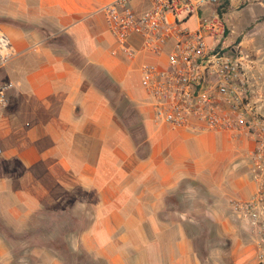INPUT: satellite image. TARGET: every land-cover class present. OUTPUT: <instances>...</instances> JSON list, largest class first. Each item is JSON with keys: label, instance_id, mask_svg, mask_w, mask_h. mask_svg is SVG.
<instances>
[{"label": "crops", "instance_id": "0c3cea01", "mask_svg": "<svg viewBox=\"0 0 264 264\" xmlns=\"http://www.w3.org/2000/svg\"><path fill=\"white\" fill-rule=\"evenodd\" d=\"M113 1L0 0L15 50L0 63L12 83L0 111V216L13 233L0 229L1 254L45 246L24 236L56 207L68 245L105 264H264V201L256 222L234 208L264 178L255 137L158 122L140 85L153 58L114 53L102 11ZM223 17L264 115V0H229Z\"/></svg>", "mask_w": 264, "mask_h": 264}, {"label": "built area", "instance_id": "2783aa9c", "mask_svg": "<svg viewBox=\"0 0 264 264\" xmlns=\"http://www.w3.org/2000/svg\"><path fill=\"white\" fill-rule=\"evenodd\" d=\"M134 0H114L102 11L117 49L133 59L143 52L153 60L140 66L141 83L150 97L154 118L193 131L243 132L257 141L254 157L264 163V115L251 101L250 80L226 20L220 14L228 0H147L142 10ZM193 19L195 25H189ZM139 37L137 48L132 39ZM15 50L0 28V63ZM10 81L0 80V111L9 101ZM3 149L0 145V154ZM264 201L259 194L234 203L256 222ZM258 208V209H257ZM260 257L264 259V251Z\"/></svg>", "mask_w": 264, "mask_h": 264}, {"label": "rangeland", "instance_id": "374dc122", "mask_svg": "<svg viewBox=\"0 0 264 264\" xmlns=\"http://www.w3.org/2000/svg\"><path fill=\"white\" fill-rule=\"evenodd\" d=\"M140 85L141 87H143L141 83V78H140ZM48 219L49 220L43 224L44 232H42V234L40 235L43 238L42 242L45 243L43 244L45 246L36 247L39 249H27V248H22L21 246L14 247L12 252L8 253V256L5 255L3 256L1 253L4 251V249L0 248V264H55L53 262V259L57 255L60 256V258L63 261V264H91L89 259H85L83 258L84 256L83 257L80 256V254L85 251L83 249H78L76 251L77 254L69 255L70 258L68 260L70 261L68 262L67 254L65 253V251L51 248L49 247L50 245L46 244V243H51L52 241L57 242V240L59 243L69 244V240L67 237L70 234L58 230V228H61L64 225L56 224L55 223L56 218H52V216H49ZM4 223L5 222L3 220V217L0 216V224L6 227ZM48 227H50L51 230L46 231L45 229ZM97 264H102V263L98 262Z\"/></svg>", "mask_w": 264, "mask_h": 264}, {"label": "trees", "instance_id": "16d2710c", "mask_svg": "<svg viewBox=\"0 0 264 264\" xmlns=\"http://www.w3.org/2000/svg\"><path fill=\"white\" fill-rule=\"evenodd\" d=\"M228 6H229V0L228 1H226V3H225V5H224V7L222 8V9H220V14L222 15V14H224L226 11H227V8H228ZM238 41H239V39H238ZM237 41V42H238ZM0 80H2V81H6V80H4V79H1L0 78ZM131 112H132V110H131ZM127 113H130V112H128L127 111ZM130 114H132V113H130ZM128 124V123H127ZM134 127L137 129V133H143L142 132V126H141V123H138V121H136V124L134 125ZM56 208V207H55ZM54 207H51V208H49L48 210H46L47 212V214L49 215V216H52V218H56V220H62V218L60 219V217H58L57 218V216H55L56 214L55 213H58L59 212V210H57V209H55ZM0 229H1V231L3 232V233H5V234H7L9 237L11 236L12 237V235H13V233L12 232H10L8 229H6L4 226H2L1 224H0ZM42 232H44V229H43V227H40V229H35V230H31L29 233H27L25 236H24V238H27V240L30 242V243H40V244H45V243H43L42 242V237L40 236L41 234H42ZM66 233V232H65ZM18 239H20L19 237H18ZM54 242V243H53ZM57 242H58V240H57ZM56 241H52L51 243H46L47 245H50L51 247H53V248H55V249H58V250H63V251H65V253L67 254V261L69 262L70 260H68L69 258H70V256L69 255H74V254H77V252L76 251H73L72 249H71V247L68 245V243L67 244H65V243H57ZM64 248V249H63ZM79 256V255H78ZM80 256L81 257H83V258H85V259H89L90 260V263L91 264H97L98 262L99 263H102V264H105L103 261H101V260H95L89 253H87V252H82L81 254H80Z\"/></svg>", "mask_w": 264, "mask_h": 264}]
</instances>
